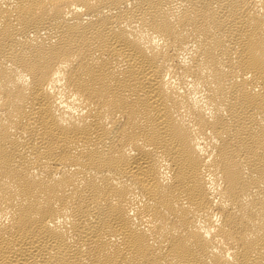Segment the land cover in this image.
<instances>
[{"label":"bare ground","instance_id":"obj_1","mask_svg":"<svg viewBox=\"0 0 264 264\" xmlns=\"http://www.w3.org/2000/svg\"><path fill=\"white\" fill-rule=\"evenodd\" d=\"M0 264H264V0H0Z\"/></svg>","mask_w":264,"mask_h":264}]
</instances>
